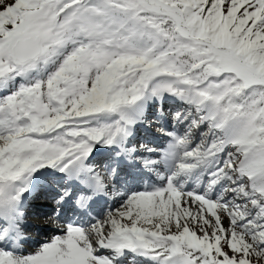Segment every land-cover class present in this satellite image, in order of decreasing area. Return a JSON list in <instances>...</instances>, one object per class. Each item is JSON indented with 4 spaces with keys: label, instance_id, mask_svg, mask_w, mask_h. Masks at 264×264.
Returning a JSON list of instances; mask_svg holds the SVG:
<instances>
[{
    "label": "snow or ice",
    "instance_id": "1",
    "mask_svg": "<svg viewBox=\"0 0 264 264\" xmlns=\"http://www.w3.org/2000/svg\"><path fill=\"white\" fill-rule=\"evenodd\" d=\"M165 94L187 107L149 119ZM165 118L183 131L156 128V159L124 146ZM97 143L158 183L91 222L37 206L54 234L25 249L37 170L78 184L85 212L118 195L115 163H89ZM148 261L264 264V0H0V264Z\"/></svg>",
    "mask_w": 264,
    "mask_h": 264
},
{
    "label": "bare ground",
    "instance_id": "2",
    "mask_svg": "<svg viewBox=\"0 0 264 264\" xmlns=\"http://www.w3.org/2000/svg\"><path fill=\"white\" fill-rule=\"evenodd\" d=\"M18 83H19V81H17V84ZM174 97L175 96H170V95L168 97L167 94L164 95L163 99L161 100V106L165 112L170 113L173 111H177V108L182 101L180 99H176L177 97H175V98ZM137 103H140V101H138ZM144 111H145V114L147 115V117H150V116L155 117L156 113L154 111H152V107L150 106V100L146 102ZM169 124L170 123L168 122V118H165L158 123V125L160 127L167 128V129L170 128ZM134 127L135 128L132 129V134L130 136H128L126 139L125 147L132 146L136 140L140 144L149 145L147 143L150 142V143L156 144L158 147L161 146L162 138L157 136V135L150 133V131H148L144 127V125H142V123L137 122ZM174 129H175L174 131H177V132L183 130L182 127H178V128H174ZM137 131H141V133H137ZM146 156H148V158H150V159H155L153 157L154 154H146ZM93 157H94V155L92 156V154H91L89 160ZM116 159L117 160L113 161L112 158H110L109 152L105 153L104 155L103 154L98 155L97 160H98L99 164L94 166V167L103 168L105 166V164H108V166L110 167L112 165L111 162H116L117 163V167H116L117 168V175L114 179V181L116 183L114 185H115L117 190L121 187L122 183L124 185L128 186V189H127V190H129L128 194L131 192L140 191L141 185L144 186L146 181L148 183H158V181L154 180L153 174H148L138 164H136L135 167H132V166L128 165L126 162H124L120 157L116 158ZM47 169H50V172L55 173L53 175V178H54L53 183L56 186H59V185L64 183L63 178L59 176V175H62V173H59L57 170H54L51 168H47ZM47 169H39V170H37V172L42 171V170H47ZM34 174H33V176H34ZM46 179H48V177H41L40 179L36 177L32 181V187L29 189V191L23 194V199L21 202V210L23 212V216H24L25 212L30 213V214H36L37 206H39L43 211H46V212L49 211V209H50L49 197L50 196L43 190L44 184L46 183ZM106 187L109 189V191H111V185H107ZM78 188H80V186L78 184H75V183L72 185L71 184L68 185V188H67L69 190L68 196L65 197L63 202L60 200L56 203L55 207L60 208L59 209V212H60L59 215H61L63 217L61 220V223H64V222L66 223L68 220L73 221L72 223H78V221H81L80 219H82L86 215L85 211L84 212L79 211L80 209H78L79 207L77 204H76L77 206H74V204H72V202H71V200H72L71 197H72V195L75 194V191ZM57 197H59V196H57ZM108 197L109 196H105L103 199H101V202H99V203L95 202L92 206H90L88 208L89 211H97V213L100 214V215H98V218L102 217L105 213V212L102 213V207H103V205L106 202V199ZM121 200H122L121 196L114 199V201L111 203V206L109 209L118 207ZM24 208H25V210H24ZM48 215H50V214H48ZM74 218H76V219L74 220ZM91 221L92 220H90L89 222H91ZM39 223H40V227L36 228L35 230H33V228L30 227V224H26V223H25V228H27L31 232L40 231L41 227H45V229H46V227L51 228V225H45L43 223V218L40 220ZM53 234L54 233H52V235ZM27 241L29 243L30 242L33 243V241H35V240H28L27 239ZM43 242H39V243H43ZM39 243H35V244L33 243V244L36 247H38ZM147 264H152V262L148 261Z\"/></svg>",
    "mask_w": 264,
    "mask_h": 264
},
{
    "label": "rangeland",
    "instance_id": "3",
    "mask_svg": "<svg viewBox=\"0 0 264 264\" xmlns=\"http://www.w3.org/2000/svg\"><path fill=\"white\" fill-rule=\"evenodd\" d=\"M168 95V97H169V94H167ZM170 96H172V95H170ZM175 98V97H174ZM176 99H179V98H176ZM150 105H151V107H153L152 108V111H153V109H154V111L156 112V108H157V101H155V100H150ZM181 106H179L178 108H177V110H179V109H181V108H183L184 106H186L183 102H181V104H180ZM149 119H152V120H154V116H151V117H148ZM168 121H169V123H170V126H171V128H170V130L171 131H173L174 130V127H173V125H172V123H171V120L170 119H168ZM147 126H150L151 128V130L154 132V133H156V134H158V135H162V133H157L156 132V128L157 127H159L158 126V124L157 123H155V122H153V124H151V125H147ZM167 131H168V129H166ZM171 131H169V132H171ZM181 132V131H180ZM167 136V135H166ZM163 137V136H162ZM168 140H169V138H165V143H164V146L167 144V142H168ZM139 145H140V143L139 142H135L131 147H133V146H135L137 149H139ZM163 146V147H164ZM150 147V146H149ZM103 148H106V146L105 145H103V144H101V143H98V144H96L94 147H93V150H96V151H98V150H100L101 151V149H103ZM157 150H159V149H157ZM155 153V156H159V151H155L154 152ZM141 155H143V154H148V153H140ZM90 164H94L93 162L92 163H90ZM38 173V172H37ZM36 173V174H37ZM156 179V178H155ZM47 191H49V193H51L50 191H53V189H54V187L52 186V185H47ZM126 192V189H121V190H119L118 191V194L119 193H125ZM114 196H112V198H113ZM126 196H125V194L123 195V197H122V200L125 198ZM122 200H121V202H122ZM120 202V203H121ZM50 206H53V208H54V206H55V204H54V202L53 203H51L50 204ZM53 212H55V209H53L52 210ZM106 211V210H105ZM53 212H51V214L53 213ZM57 214V213H56ZM26 219H28V220H26V222H28V223H31L32 221H31V217H28V216H26L25 217ZM38 220H40V219H37L36 221L37 222H39ZM24 231L25 232H27V230H25L24 229ZM48 231L49 230H43V232H41L40 234H38L37 236L36 235H33V234H30L31 236H35V237H33V238H37V237H39L40 239H38V241L39 242H42V241H44V240H46L47 239V237L49 238L50 237V235H48ZM44 234H46V238L44 237ZM24 248L25 249H34V248H36L35 246H32L31 244H28V243H26L25 245H24Z\"/></svg>",
    "mask_w": 264,
    "mask_h": 264
}]
</instances>
